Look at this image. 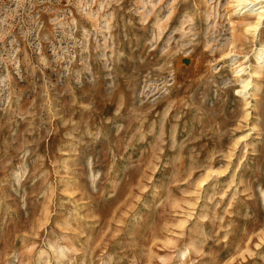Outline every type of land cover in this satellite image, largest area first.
Here are the masks:
<instances>
[{"label":"rangeland","instance_id":"rangeland-1","mask_svg":"<svg viewBox=\"0 0 264 264\" xmlns=\"http://www.w3.org/2000/svg\"><path fill=\"white\" fill-rule=\"evenodd\" d=\"M250 6L0 0V264H264Z\"/></svg>","mask_w":264,"mask_h":264},{"label":"bare ground","instance_id":"bare-ground-1","mask_svg":"<svg viewBox=\"0 0 264 264\" xmlns=\"http://www.w3.org/2000/svg\"><path fill=\"white\" fill-rule=\"evenodd\" d=\"M237 1H238V6L240 7V9H243V8L245 9L246 7L251 5L249 10L251 12H256V14L258 16L257 20L254 23H249L247 25V31H252L255 33L260 28L259 26L263 22L264 6L262 5V6L256 7L257 3H253L251 0H237ZM245 11H247V10H245ZM258 59L260 62L262 60L264 61V48L260 49L259 54H258ZM242 70H244V69L240 68L239 71H242ZM252 72H253V74L257 73L256 71H252ZM242 82H243V88H244L243 94L246 95V94H248V89L251 87L250 85L253 82V80L251 78H247V79H244Z\"/></svg>","mask_w":264,"mask_h":264}]
</instances>
